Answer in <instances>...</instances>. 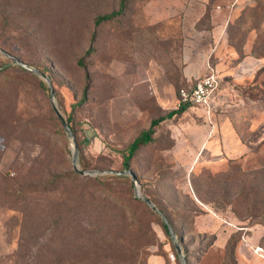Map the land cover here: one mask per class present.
Returning a JSON list of instances; mask_svg holds the SVG:
<instances>
[{
    "label": "rangeland",
    "instance_id": "rangeland-1",
    "mask_svg": "<svg viewBox=\"0 0 264 264\" xmlns=\"http://www.w3.org/2000/svg\"><path fill=\"white\" fill-rule=\"evenodd\" d=\"M120 3L0 0V49L50 77L61 115L72 118L85 171L127 170L135 140L175 111L188 86L181 78L185 54L213 30L214 17L222 21L217 11L229 21L234 65L248 44L264 57V0H127L120 18L96 25ZM9 61L0 53V182L8 177L22 198L16 205L0 188V264H181L170 236L151 209L132 201L126 181L107 187L130 200V209L121 211L99 189L74 216L83 227L76 221L70 229L66 221L51 240L50 221L68 209L76 189L43 190L73 157L63 151L48 83ZM225 113L222 107L214 117ZM219 128L202 109L178 113L156 128L130 170L175 222L188 264H264V146L224 158L211 148ZM29 212L42 221L31 233L23 227ZM24 232L32 239L22 243Z\"/></svg>",
    "mask_w": 264,
    "mask_h": 264
},
{
    "label": "crops",
    "instance_id": "crops-1",
    "mask_svg": "<svg viewBox=\"0 0 264 264\" xmlns=\"http://www.w3.org/2000/svg\"><path fill=\"white\" fill-rule=\"evenodd\" d=\"M216 14L222 21H214V17L209 35L192 41L190 51L185 54L181 78L190 86L198 79L214 74L219 89L208 105L186 108L185 111L202 109L212 123L220 126L219 146L212 143L211 147L214 154L238 158L262 144L264 146V57L254 56L248 44L243 60L234 65L231 57L235 56V50L229 44L224 26L229 21L225 13L217 11ZM167 106L155 105L156 108ZM222 107L226 113L214 117ZM185 154L192 157L194 151L187 148Z\"/></svg>",
    "mask_w": 264,
    "mask_h": 264
},
{
    "label": "trees",
    "instance_id": "trees-1",
    "mask_svg": "<svg viewBox=\"0 0 264 264\" xmlns=\"http://www.w3.org/2000/svg\"><path fill=\"white\" fill-rule=\"evenodd\" d=\"M126 7H127V0H121L119 11L98 17L97 20H96V25H99V24H102V23H107V22H110V21H112L114 19L120 18L125 13ZM0 50H2V49H0ZM11 55H13V54H11ZM80 63H82V61H80ZM185 110H186V108L181 110V111H173V112L169 113L167 115V117H161L159 119L153 120L151 122L150 128L147 131L142 132V134L131 145L130 150H129V155H128L127 159L124 162L125 169L130 170L131 161L136 156L138 151L141 148L147 146L148 144H150V143H152L154 141L153 136L156 133V128L162 122H164L166 119L174 118L178 113H182ZM58 119H55V122L57 123L58 126H60L59 123H61V122ZM66 121L68 122L69 126L72 128L74 134H76L74 126L72 125V118L70 117ZM61 134H62L61 144H62L63 151L66 150L67 151V155H69L70 157H73L72 151L70 150V146H71L70 142H69V140L67 138L65 130H62V128H61ZM262 145L258 146L254 150H257V149L261 148ZM81 159L82 158L80 157V166H81L80 168L85 171L87 168L83 166V163H82ZM67 162H68V160H67ZM69 164H70V162H69ZM110 180L126 181V182L131 183V187L134 188V185H133L132 180H131L130 177H127V176H109V175L108 176H97V177L82 176L79 173H77V171L75 170L74 165H72L70 167V169L64 175H58V174L55 175V174H53L51 181H49L46 184V186H45V188L43 190V191H45V193H48L49 191L55 189L57 186H59L61 184L71 185L72 187H74L76 189V191L74 193H72V200L69 203L68 209L66 211H61V213H56V217L55 218L52 217V220L50 221L49 228H51L52 232L54 233V239H51V240H55L54 243L58 240L57 233L63 228L64 225H66L65 224L66 221H68V228H70V229H72V227H73L72 225L75 224L76 221H78L80 223V226L83 227V224L79 221V219L78 218L75 219L74 216H75V214L79 213V210H77V209H79V207L81 205H83L84 203L91 204L92 202H94L96 200V195H97V192H98L99 189H101V191L103 190V191L106 192L103 195L104 198H106V199H109V198L110 199H115V201L117 202V205L119 206L118 208L121 211L126 212L127 209H130L132 207V202L130 200H128V199L126 200L125 198L120 197L115 191H112L110 188L107 187L108 186V181H110ZM9 182H10V179L8 177H5V178L1 177L0 188L5 193H9L11 196L16 197L15 202H16V205H18V202H20L21 198H22V196L19 195V194L22 193L21 189L13 188V186ZM143 195L145 197H147L148 199H150L156 205V207L168 218V220L170 221L172 227L174 228V230L176 231V234H177V228H176L175 222L173 221L171 216H169V214L167 212H165L155 202V200H153L149 195H145V194H143ZM133 200L138 202V203H140V204H142V205H144L145 207H148L149 209H151L144 201H142L139 198H136V196H133L132 201ZM13 206H15V205H13ZM26 211H28V207H27ZM29 211H31V209ZM152 212L155 214V216L157 217L159 222L162 224V226H163L164 230L166 231L167 235L169 236L167 228H166L165 224L163 223L162 219L160 218V216H158L153 210H152ZM33 216L34 215H32L29 212L28 216L26 215V217L24 218L23 227L28 233H31L30 231H28V229L30 227H33V226L36 227L37 225L39 226V223L42 222V221L39 222L37 220L34 221ZM67 217L70 219V221L68 220ZM21 237H22L21 238L22 243L27 242L28 239H32V237L29 236V235H28V237H30V238H27V234L26 233L22 234ZM77 240H78V238H74V240L72 241V244L73 245L76 244ZM179 240H180V243L183 242V239L180 238ZM20 245L22 246V244H20ZM232 248L234 249V246H232ZM232 254L234 256V250H233ZM176 255H177V252H176ZM177 257H178V255H177Z\"/></svg>",
    "mask_w": 264,
    "mask_h": 264
},
{
    "label": "water",
    "instance_id": "water-1",
    "mask_svg": "<svg viewBox=\"0 0 264 264\" xmlns=\"http://www.w3.org/2000/svg\"><path fill=\"white\" fill-rule=\"evenodd\" d=\"M0 53H2L5 57H7L8 59H10L14 65H17L19 67H21L22 69L39 76L40 78H42L43 80H45L50 88V96H51V100L53 103V107L54 110L56 112L57 117L59 118L62 127L64 128L65 132L67 133L68 138L72 141V145H73V164L75 167V170L77 171V173H79L82 176H87V177H97V176H105V175H113V176H127L130 177L132 180V183L134 185V190H135V196L136 198L141 199L142 201H144L158 216H160V218L162 219L163 223L165 224L168 234L175 246L177 255L179 257V260L181 262V264H188V259L186 257V255L184 254L183 251V247L178 239V236L176 234V231L174 230V228L172 227L170 221L168 220V218L156 207V205L147 197H145L142 194L140 185H139V179L137 177V175L132 171V170H125V171H114V170H107V171H84L81 170L78 164L79 161V150H78V145L76 143L75 140V134L72 130V128L69 126L68 122L64 119V117L61 115L57 103H56V92H55V88L52 84L51 79L44 74L43 72H41L38 68H35L29 64H27L26 62L20 60L19 58L11 55L10 53L0 50Z\"/></svg>",
    "mask_w": 264,
    "mask_h": 264
},
{
    "label": "built area",
    "instance_id": "built-area-1",
    "mask_svg": "<svg viewBox=\"0 0 264 264\" xmlns=\"http://www.w3.org/2000/svg\"><path fill=\"white\" fill-rule=\"evenodd\" d=\"M219 81L216 75L200 78L192 85L179 90L175 111L185 108L208 105L212 96L219 89Z\"/></svg>",
    "mask_w": 264,
    "mask_h": 264
},
{
    "label": "bare ground",
    "instance_id": "bare-ground-1",
    "mask_svg": "<svg viewBox=\"0 0 264 264\" xmlns=\"http://www.w3.org/2000/svg\"><path fill=\"white\" fill-rule=\"evenodd\" d=\"M260 251V250H259Z\"/></svg>",
    "mask_w": 264,
    "mask_h": 264
}]
</instances>
